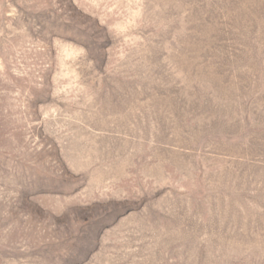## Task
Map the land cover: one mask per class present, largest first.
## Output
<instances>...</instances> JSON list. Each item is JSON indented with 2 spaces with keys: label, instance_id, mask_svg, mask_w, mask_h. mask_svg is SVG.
<instances>
[{
  "label": "rangeland",
  "instance_id": "rangeland-1",
  "mask_svg": "<svg viewBox=\"0 0 264 264\" xmlns=\"http://www.w3.org/2000/svg\"><path fill=\"white\" fill-rule=\"evenodd\" d=\"M0 264H264V0H0Z\"/></svg>",
  "mask_w": 264,
  "mask_h": 264
}]
</instances>
